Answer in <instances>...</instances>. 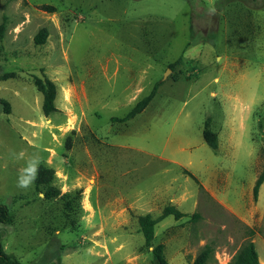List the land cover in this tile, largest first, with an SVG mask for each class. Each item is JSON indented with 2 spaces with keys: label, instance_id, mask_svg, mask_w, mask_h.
<instances>
[{
  "label": "rangeland",
  "instance_id": "obj_1",
  "mask_svg": "<svg viewBox=\"0 0 264 264\" xmlns=\"http://www.w3.org/2000/svg\"><path fill=\"white\" fill-rule=\"evenodd\" d=\"M2 24L6 254L21 264H154L137 217L171 205L185 216L159 221L152 242L167 264L191 263L204 244L214 246L204 264H228L248 239L264 263V182L253 195L264 165V0H0ZM34 76L56 87L48 116ZM155 85L141 113L113 120ZM28 158L54 171L48 185L17 187Z\"/></svg>",
  "mask_w": 264,
  "mask_h": 264
},
{
  "label": "trees",
  "instance_id": "obj_2",
  "mask_svg": "<svg viewBox=\"0 0 264 264\" xmlns=\"http://www.w3.org/2000/svg\"><path fill=\"white\" fill-rule=\"evenodd\" d=\"M42 10L47 13H54L55 8L52 6H42ZM4 30V24L0 26V37ZM47 36L46 29H41L38 31L37 35L34 37V43L36 45H42L45 42ZM14 73L5 74L2 76L3 79L13 78ZM32 84L34 85L36 91L42 95L43 103H42V111L45 116L50 115L56 111V107L54 105L55 97H56V87L53 82L48 79H41L38 77H32ZM157 85H155L152 91L145 96L143 99L138 101L133 109L121 119H113L114 121L125 122L135 115L141 113L147 105L150 103L152 98L154 97ZM3 106V112L5 114H10V106L7 102L1 101ZM208 121H206L204 129L202 131V136L205 143L213 150L216 151L218 148V139L217 134L213 133L208 129ZM187 176L193 177L189 172H185ZM37 175L38 178L35 180L36 187L46 186L48 185L54 175V171L43 166L37 167ZM264 182V165L260 174L257 176L256 181L253 186V195L257 196L258 190L260 186ZM58 195V191H53L52 189H48L45 193L46 198L55 197ZM167 216H173L175 220H179L185 216L184 213L177 210L174 206L167 205L163 208L161 215L158 218H153L150 214L140 215L137 217V223L139 226V232L142 234L144 239V246L146 248L151 249L152 261L154 264H167L165 255H164V245L159 243L155 246L152 245L154 240V232L155 226L159 221L164 219ZM198 218V214H193V220ZM13 216L11 215L8 207L0 202V225H9L12 222ZM214 252V246L211 244H204L194 260L189 264H204L208 257ZM0 264H21L11 255H8L4 252L3 245L1 242L0 235ZM228 264H260L258 259V254L255 248L254 243L251 240H247L242 243L235 253L231 256V259Z\"/></svg>",
  "mask_w": 264,
  "mask_h": 264
},
{
  "label": "clouds",
  "instance_id": "obj_3",
  "mask_svg": "<svg viewBox=\"0 0 264 264\" xmlns=\"http://www.w3.org/2000/svg\"><path fill=\"white\" fill-rule=\"evenodd\" d=\"M24 153L21 152L17 158H23ZM40 160L28 158L26 166L19 170L17 187L27 189L33 185L35 180L38 178L37 166ZM43 195V194H41Z\"/></svg>",
  "mask_w": 264,
  "mask_h": 264
},
{
  "label": "bare ground",
  "instance_id": "obj_4",
  "mask_svg": "<svg viewBox=\"0 0 264 264\" xmlns=\"http://www.w3.org/2000/svg\"><path fill=\"white\" fill-rule=\"evenodd\" d=\"M264 264V263H263Z\"/></svg>",
  "mask_w": 264,
  "mask_h": 264
}]
</instances>
